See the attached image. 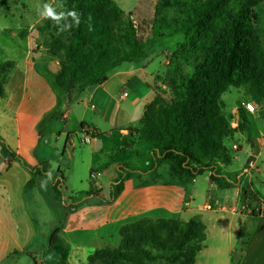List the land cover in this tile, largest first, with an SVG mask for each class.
<instances>
[{
	"label": "trees",
	"instance_id": "trees-1",
	"mask_svg": "<svg viewBox=\"0 0 264 264\" xmlns=\"http://www.w3.org/2000/svg\"><path fill=\"white\" fill-rule=\"evenodd\" d=\"M59 2L67 12L75 10L80 14L78 26L68 17L59 26L47 19L39 28V32L47 34L48 52L60 63L57 74L42 71L59 98L67 95L71 100L73 94L103 84L123 63L145 57L152 39L184 33L183 43L168 57L165 74L158 77L161 85L156 88L154 100L144 109L138 139L151 146V173L168 165L170 177L182 184L209 173L218 187L238 188L248 174L244 170L233 173L223 169L233 160L224 140L240 132L251 141L253 125L246 110L239 105V126L237 130L231 129L229 118L223 112L222 96L231 88H244L251 93L257 80L261 43L254 7L258 2L185 0L175 16L155 18L150 31L138 26L132 13H125L115 0ZM65 25L72 27L59 32L58 27ZM259 99L264 96L260 95ZM62 115L58 105L46 115V120ZM87 126L82 124V128ZM94 135L99 132L95 131ZM0 144L32 173L26 189L35 186L36 176H44L55 198L64 202L68 211H76L86 197L98 196L99 192L90 188L77 193V198L66 204L65 177L60 170L54 175L46 162L30 167L1 136ZM141 173L123 166L122 176L111 184L110 200L121 194L127 179ZM247 184L246 198L250 197L254 205L249 216L251 219L263 217L264 196L251 179L247 178ZM240 231L244 235L246 225ZM120 237L119 247L96 250L89 256L88 264H97L95 259L100 260L99 264H160L174 262L176 255L181 257L178 264H195L205 246L206 227L198 220L143 218L124 225ZM245 237L239 255L232 256L231 264H240L249 235ZM187 244L189 247L185 248ZM49 249L58 255V264H69L71 248L61 237V228L51 234Z\"/></svg>",
	"mask_w": 264,
	"mask_h": 264
},
{
	"label": "crops",
	"instance_id": "crops-1",
	"mask_svg": "<svg viewBox=\"0 0 264 264\" xmlns=\"http://www.w3.org/2000/svg\"><path fill=\"white\" fill-rule=\"evenodd\" d=\"M32 34L34 40L41 35L38 31ZM41 36L46 38L47 34ZM156 42V39H152L145 57L136 62L123 63L108 75L103 84L90 87L80 94H73L71 100L67 95L59 98L42 74L45 70L53 74H57L60 70L58 59L47 51V47L39 48L36 44L21 47L19 58L11 57L0 61V65L6 62L11 64L4 76L3 94L0 96V136L16 156L23 158L30 167H36L41 162H46L50 166V161L39 153L47 138H49L48 143L55 140L56 144L62 147L63 159L82 164L88 172L89 189L82 192L93 188L90 179V174L93 172L96 175V184L99 186L98 190L96 188L94 190L99 194L86 197L80 206L86 218H91L93 210H97L95 205L98 203L93 204L95 198L98 200L110 198L111 184L122 176L123 166L142 172L128 179L125 187L137 177L152 175L153 178L161 179V169L169 175L155 188H141L135 192L137 197L129 196V203L132 198V202L145 198V203L139 202V208L129 209L127 213L119 212L118 215L95 225L84 223L80 225L81 227L65 225L66 216L62 213L60 222L43 238L41 235L38 241L40 228L42 230L44 225L41 218L42 194L47 189L48 194L55 198L54 190L49 181L40 175L36 176L35 186L26 189V185L33 178L32 173L23 167L17 158L8 154L0 144V263L18 248L28 251L33 257L34 254H41L44 251H48L49 254L51 251L48 250L49 241L47 240L46 244L44 239H50L51 234L61 226V237L71 248L70 263L72 259L86 260L90 254L104 246L116 247L111 239H114V242H121V228L143 218L182 221L199 219L206 227L207 240L210 224L220 219V215L223 213L240 215L243 221L236 228V233H240L251 211L244 210L240 188L222 189L213 183L210 174L206 173L204 174L206 175L205 193L202 196L198 178L182 184L170 177L169 167L163 168L164 165L157 172H150L151 146L138 139V130L142 125L145 107L154 100L156 88L161 85L158 77L165 74L168 57L183 43H180L175 50L170 51L165 48L155 52L153 47ZM2 49L3 47L0 50ZM125 93L127 96H124ZM58 105L62 117L52 121L46 120V115ZM83 123L88 126L82 128ZM95 131H98L99 135H94ZM139 159L144 161L141 167L133 163ZM247 160L248 152L246 161L242 164L245 166L235 171H229L227 166L223 169L233 173L244 170V173L248 174ZM58 170L65 177L61 165ZM244 177V181H247L248 175ZM155 191L163 193L165 198L163 203L148 201L149 195L155 194ZM199 197L203 199V203L195 205L194 202ZM208 202L216 206L214 211L207 210ZM56 203L54 202V205ZM36 212L39 215H36ZM133 218L135 219L130 220ZM261 220L264 221V216L257 218L240 264H264V225L260 226ZM15 224L18 226L13 229ZM110 224H116L114 234L104 230ZM81 233L88 234V237L80 236ZM224 235L222 234L221 239ZM46 245L47 249L44 248ZM225 247L226 251L223 254H226L227 258L224 264H231L234 247L230 241L226 242ZM35 262L39 263V261Z\"/></svg>",
	"mask_w": 264,
	"mask_h": 264
},
{
	"label": "rangeland",
	"instance_id": "rangeland-1",
	"mask_svg": "<svg viewBox=\"0 0 264 264\" xmlns=\"http://www.w3.org/2000/svg\"><path fill=\"white\" fill-rule=\"evenodd\" d=\"M116 3L125 11V13H132V18L135 20V23L146 29V31H150L152 23L155 18L159 17H173L178 13L179 5L183 4L185 0H115ZM199 2H203L205 0H198ZM258 4L254 7L255 13L258 16V37L261 43V52L259 54V62L257 69V80L254 82V86L251 87V93L249 90L241 88H231L228 92L224 93L222 98L225 103L224 113L229 118V123L231 129H238L239 126V114H238V106L241 105L246 112L250 120L253 119V136L251 141L248 140L245 134L236 132L232 138H226L224 140V144L227 146L229 152L231 153L233 160L230 165H227L229 171H235L242 168L245 165H242L246 161L247 152H248V160L246 166L248 167V179L252 180L254 187L264 196V99H259L260 95L264 96V0H256ZM44 4H51L52 7L59 12H67V10L60 4L59 0H0V61L3 59L15 57H20V49L26 46H35L42 47L45 49L48 43V38H44L43 33L39 32V28L42 27L47 19L41 20L38 16V10H42ZM66 20H61L60 23H65ZM38 31L41 35L40 38L32 37V32ZM184 40V34H178L174 37L165 38V39H156V44L154 45V51L160 52L165 48L171 50H175L180 43ZM34 43V45H33ZM30 44V45H29ZM47 49V48H46ZM48 51V49H47ZM11 64L6 62L3 65H0V92L3 91V84L5 79V74L7 72V68L10 67ZM259 102L257 103V101ZM252 103L255 105V111L249 112L246 109L247 104ZM72 126V125H71ZM244 135V137L242 136ZM44 140V139H42ZM49 138H47L43 146L44 151H40L39 155L45 156L50 161L49 168H52L50 171L57 175L59 165H61V169L65 173V184L63 186L64 196L63 199L66 204H71L73 199L77 193H80L84 190L89 189L88 183V172H86L85 167L82 164L72 163L71 160L63 159L61 156L62 147L58 146L53 140L48 143ZM145 144V143H144ZM242 149V150H241ZM137 163V167H141L144 161L135 160ZM75 164V165H74ZM168 168L167 165H164L163 168ZM142 169V168H139ZM161 171V179L153 178L151 176H142L141 178H135V180L127 185L121 192V194L113 201L105 198H101L100 200L94 199L93 204L96 202V209L93 210V215L91 218H86L85 214L80 207L77 208V212L68 211L64 206L65 203H61L56 198L51 197L48 193L49 191L45 189L42 194V220L44 221V225L42 230L40 228V233L38 234V241H40V237L42 238L46 235L53 227L60 222L61 214L66 216L64 223L65 225H74L80 226L81 224L87 225H95L102 220H108L120 212L127 213L130 210L137 209L140 207V203H145V198L138 199V201H133L132 199L129 203V196H135V192L141 188L153 187L159 185L164 178H167L169 175L163 169ZM92 187L98 190V184H96L95 179L91 178ZM148 180V182H145ZM206 175H202L198 177V186L200 187V191H202L201 195L203 196L205 193V181ZM94 185V186H93ZM238 188H240L239 193L244 200L245 212H248L253 208V203H251L250 197L246 198V192L248 190L247 181H244ZM157 190V189H156ZM155 194L149 195V200L152 203H163L164 195L159 191H155ZM54 202H57L54 205ZM84 202V201H83ZM82 202V203H83ZM87 202V201H86ZM115 203V204H114ZM203 203V199L199 197L194 202L195 205ZM210 203V202H208ZM207 205V204H206ZM211 205V204H210ZM216 206L211 205V208L207 210L214 211ZM39 213V211H38ZM36 212V215H39ZM188 217V216H187ZM245 218V217H244ZM249 218V219H248ZM245 220L246 231L243 233H236V228L239 223L243 221V217L240 215L225 214L220 215V219L214 221L210 224L207 231V240L204 245L202 253L198 254L197 263L196 264H224L227 258L226 254L223 253L226 251L225 244L230 241L231 245L234 247V252L232 256H237L240 253V247L246 239L245 234H252L253 228L256 225L257 218L251 219L248 217ZM130 219V220H134ZM151 219V218H148ZM188 219V218H185ZM231 220V226L229 227V220ZM154 221L162 220V219H151ZM167 220V219H166ZM179 222H187L177 219ZM200 221L199 219H195ZM201 222V221H200ZM260 226L264 225V221H260ZM18 225L15 224L13 229H15ZM81 227V226H80ZM62 228V226L60 227ZM104 230L109 232L110 234H114L116 231V224L108 225ZM102 231V230H100ZM222 234L223 239H221ZM83 237H88V234L81 233L79 234ZM90 235V234H89ZM47 240L45 238L44 242L47 244ZM114 239H111V242L116 247L120 246V242H114ZM118 243V244H117ZM39 249L40 247L31 246ZM104 247H112V246H104ZM103 247V248H104ZM186 247H189L188 244ZM246 247V245H245ZM244 247V249H245ZM47 249V245L44 246ZM50 251V249L48 248ZM100 250V249H99ZM35 251V249H34ZM244 251V250H243ZM42 254V255H41ZM41 254L31 255L28 251H24L23 249H14L10 256L0 264H35V261H39L38 264H58V255L50 251H44ZM92 255V254H90ZM89 255V256H90ZM243 257V253L241 254ZM86 260H74L72 259V263L69 264H88V259ZM181 257L176 255L174 262H166L160 264H178L180 262ZM99 264L100 260L94 261Z\"/></svg>",
	"mask_w": 264,
	"mask_h": 264
},
{
	"label": "clouds",
	"instance_id": "clouds-1",
	"mask_svg": "<svg viewBox=\"0 0 264 264\" xmlns=\"http://www.w3.org/2000/svg\"><path fill=\"white\" fill-rule=\"evenodd\" d=\"M38 16L43 19H51L56 22V25L59 26L61 20H67L68 17H71L74 21L75 25H79L80 23V14H78L75 10H70L68 12H59L57 13L56 10L52 7L51 4H44L42 10H38ZM90 19V17H89ZM72 25H65L64 27H58L59 32H64L71 28ZM44 185L42 184V187Z\"/></svg>",
	"mask_w": 264,
	"mask_h": 264
},
{
	"label": "built area",
	"instance_id": "built-area-1",
	"mask_svg": "<svg viewBox=\"0 0 264 264\" xmlns=\"http://www.w3.org/2000/svg\"><path fill=\"white\" fill-rule=\"evenodd\" d=\"M124 96H127V94L125 93ZM246 109H247V111H249V112H253V111H255V105H253L252 103H249V104H247ZM90 177L93 178V179H95V178H96V175L92 172V173L90 174ZM206 207H207L208 209H210V208H211L210 203H208Z\"/></svg>",
	"mask_w": 264,
	"mask_h": 264
}]
</instances>
